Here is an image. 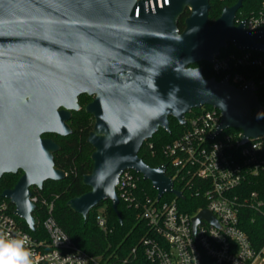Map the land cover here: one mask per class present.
I'll use <instances>...</instances> for the list:
<instances>
[{"label":"water","instance_id":"95a60500","mask_svg":"<svg viewBox=\"0 0 264 264\" xmlns=\"http://www.w3.org/2000/svg\"><path fill=\"white\" fill-rule=\"evenodd\" d=\"M149 1L0 0V180L21 172L2 197L31 231V188L67 177L55 165L61 145L45 135L73 133L68 122L82 109V95L93 97L84 108L94 118L87 138L93 167L83 176L90 190L68 206L85 218L111 200L122 221L117 184L127 169L142 174L159 196L183 197L165 166L150 167L139 156L146 140L170 130V117L183 125L193 109L209 105L221 112V129H242L243 141L264 136V107L253 87L206 78L203 66H193L212 61L229 43L263 47L259 34L235 23L244 0L225 6L214 22L211 0H162V7L153 0L154 11L146 9ZM201 219L216 223L204 210L194 228Z\"/></svg>","mask_w":264,"mask_h":264},{"label":"built area","instance_id":"2783aa9c","mask_svg":"<svg viewBox=\"0 0 264 264\" xmlns=\"http://www.w3.org/2000/svg\"><path fill=\"white\" fill-rule=\"evenodd\" d=\"M164 3L168 5L169 0ZM158 6L162 7V0H158ZM149 8L155 10L153 0L146 2ZM235 23H244L248 34H259L257 43L263 47L237 48L229 43L208 62L211 72L239 89L253 87L264 107V0L251 15H236ZM231 47L233 50H229ZM260 119L264 122V112ZM221 122V112L204 105L200 112L186 115L183 132L164 146L168 163L160 166L166 167L173 188L183 197L168 191L159 196L152 183L150 193L140 187L145 180L142 174L132 169L122 172L117 184L119 198L137 210L138 219L146 226L138 247L126 257L92 255L78 247L57 222L54 201H41L37 187L31 188L30 199L36 207L39 202L45 206L42 226L47 239L33 236L15 212L14 204L2 195L0 233L26 235L33 264H264V245L256 248L243 227L247 211L264 218L261 193L248 187L260 179L264 181V136L243 141L242 129H221ZM187 197L202 204L188 210L189 205L181 203ZM204 210L215 217L216 223L201 219L194 228V218ZM97 223L107 230L103 208L98 211ZM139 247L147 263L139 262Z\"/></svg>","mask_w":264,"mask_h":264},{"label":"trees","instance_id":"16d2710c","mask_svg":"<svg viewBox=\"0 0 264 264\" xmlns=\"http://www.w3.org/2000/svg\"><path fill=\"white\" fill-rule=\"evenodd\" d=\"M238 0H211L209 19L214 22L222 13L225 6L234 5ZM263 0H244L242 8L237 12L238 17L245 18L255 12ZM184 18L179 21V27L184 28ZM229 50H233L231 47ZM204 67V76L213 77L210 64L206 61L193 65ZM86 96V95H82ZM80 96V98L82 97ZM88 96V95H87ZM79 98V101H80ZM261 100V99H260ZM81 104V101H80ZM82 105V104H81ZM210 107V106H209ZM200 112V108L193 109L187 117ZM170 130L160 129L152 138L146 140L142 145L139 156L150 167H158L168 163V158L163 152V148L168 143L175 140L184 130V126L174 117L169 118ZM73 130L69 136L45 135L54 138L60 145L61 150L55 153V165L66 171L67 177L63 180H48L44 183L42 190H37L40 200L54 201V216L62 227L68 233L74 243L81 249L92 255H105L121 259L129 255L131 249L138 247L140 239L145 232V224L138 219V212L133 207L126 204L122 198L118 204V212L121 214L120 222L117 212L112 206L111 200L102 201L97 207L92 209L87 217L75 213L68 206V201L75 196L82 195L90 190V187L83 184V176L91 172L93 161L91 154L93 148L87 143L89 132L91 131L94 118L88 114L84 106L78 112H74L72 119L68 122ZM153 144V148H150ZM21 176L18 174L4 175L0 180V198L5 189L12 188ZM176 186L178 184L176 183ZM140 187L153 192L149 181L142 180ZM250 190H257L261 193L264 200V181L262 179L248 186ZM185 202L190 203L186 208L195 210L202 203H196L192 198L187 197ZM184 204V201H181ZM186 204V203H185ZM103 208V214L107 219V230H103L97 223L99 209ZM45 206L40 202L34 211L35 231L31 234L40 239H47V233L43 229L42 220L44 218ZM243 227L249 234V237L256 248L264 245V218L257 212L247 211L243 215ZM26 228L27 225L23 222ZM139 262L147 263L143 257L140 247L138 248ZM138 262V261H137ZM136 263V262H135ZM138 264V263H136Z\"/></svg>","mask_w":264,"mask_h":264},{"label":"clouds","instance_id":"9594fccd","mask_svg":"<svg viewBox=\"0 0 264 264\" xmlns=\"http://www.w3.org/2000/svg\"><path fill=\"white\" fill-rule=\"evenodd\" d=\"M27 244L26 235L10 237L0 233V264H33V254Z\"/></svg>","mask_w":264,"mask_h":264},{"label":"rangeland","instance_id":"374dc122","mask_svg":"<svg viewBox=\"0 0 264 264\" xmlns=\"http://www.w3.org/2000/svg\"><path fill=\"white\" fill-rule=\"evenodd\" d=\"M80 101H81V104L85 107L89 102H91L92 101V97H90V96H82L81 98H80ZM148 181V180H147ZM149 183L151 184V182L149 181ZM32 189H33V187H32ZM168 196V195H167ZM166 196V197H167ZM184 203H186V204H190V203H188V202H185L184 201Z\"/></svg>","mask_w":264,"mask_h":264},{"label":"flooded vegetation","instance_id":"af4514ba","mask_svg":"<svg viewBox=\"0 0 264 264\" xmlns=\"http://www.w3.org/2000/svg\"><path fill=\"white\" fill-rule=\"evenodd\" d=\"M187 15H188V11H187V13H186ZM91 97V96H90ZM92 99H93V97H92ZM80 102V101H79ZM85 108V107H84Z\"/></svg>","mask_w":264,"mask_h":264}]
</instances>
